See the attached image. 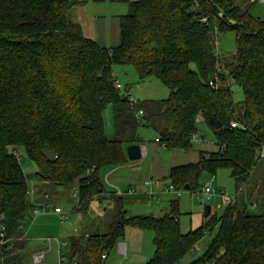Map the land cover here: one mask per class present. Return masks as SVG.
I'll list each match as a JSON object with an SVG mask.
<instances>
[{
	"label": "trees",
	"instance_id": "1",
	"mask_svg": "<svg viewBox=\"0 0 264 264\" xmlns=\"http://www.w3.org/2000/svg\"><path fill=\"white\" fill-rule=\"evenodd\" d=\"M85 1L0 0V228L8 240L0 246V264H28L26 220L40 213L14 154L19 149L43 186L75 189L77 212L87 213L96 197L115 205L106 233L70 237L65 264H102L127 227L154 232L155 251L146 264H179L214 229L204 253L189 264H264V206L254 212L249 199L236 195L219 215L182 233L178 201L159 217L131 216L123 196L107 195L101 175L128 162L125 149L141 143V127L154 130L165 149L190 150L201 119L219 149L172 167L170 183L193 192L203 173L228 169L236 191L248 185L264 145V19L248 8L256 3L138 0L120 17L119 44L101 48L68 17ZM226 32L235 42L229 61L216 49L217 34ZM114 65L133 66L139 81L157 79L168 97L131 104L116 88ZM233 85L242 91L239 101ZM46 150L55 152L53 161Z\"/></svg>",
	"mask_w": 264,
	"mask_h": 264
},
{
	"label": "rangeland",
	"instance_id": "2",
	"mask_svg": "<svg viewBox=\"0 0 264 264\" xmlns=\"http://www.w3.org/2000/svg\"><path fill=\"white\" fill-rule=\"evenodd\" d=\"M247 4V2H246ZM249 11L255 17L264 19V8L260 4H255L252 6H248ZM217 51L220 55L221 59L229 61L231 57H233L235 53V42H234V34L232 32L226 33H218L217 39ZM112 72L116 80L120 82L123 86V90L121 91L123 94H129L130 96L137 97L136 90L141 95L152 96L148 98H153L152 100H160L165 99L169 95L168 89L161 84L157 79L153 77H149L145 79V82H139L137 78L136 71L133 66L131 65H114L112 68ZM136 82V83H135ZM153 82L154 84H151ZM145 83V84H144ZM135 88V89H134ZM234 99L235 101H239L242 99V91L239 87L233 85L232 86ZM136 94V95H135ZM147 98V97H146ZM155 98V99H154ZM139 100H150V99H140ZM104 129L106 134L112 132V125H111V108L108 107L104 110ZM199 131H202V134L205 136H213L212 132L202 123H199ZM153 131L147 128L141 127L138 131L139 136L143 137L147 133H152ZM214 137V136H213ZM212 137V138H213ZM207 140V139H206ZM17 155L19 154V163L24 171L25 174H28L30 167H33V163L26 157L24 151L19 149L15 151ZM261 162V163H260ZM257 166V171L252 173L249 179L248 185L243 187V191L238 192L239 198L245 199L246 195L250 197L252 194L254 198V202H256V207L252 208L254 212L261 211L262 207L264 206V159L257 160L254 168ZM253 171V170H252ZM34 172V171H33ZM212 175L207 173H203L199 179V187L191 191H183L181 198L178 201L179 207V226L180 231L182 233H187L190 230H194L198 228V220L202 222H206L204 218V207L210 206L213 215L215 212L219 215L223 208L219 206V199L217 197H213L208 200L205 205L200 204L198 201L197 192L200 191L202 186L211 179ZM216 181L213 183V186L216 187L218 190H222L225 194L233 196L234 194V181L230 177V173L228 169H220L217 171L215 175ZM38 180L35 179L34 174L32 176H28V187L30 190L29 198L33 200L35 198L34 193V184H38ZM49 187L46 188L47 196L56 202H60L63 200H56L55 190L61 189L65 196H69L71 200L70 202L62 204V212H63V219L65 216L64 224L59 225L61 222V217L58 215L56 216L55 222V215L52 213L50 208L48 207V203H43L41 206L36 207L40 210L38 215H34L33 218H27L26 220V229L24 230L25 234L27 235L29 230L30 234L29 237L32 235H37L38 238H57L62 244L64 241L66 243L69 242L70 235L73 234L74 229L77 231L74 235L84 236L86 233L88 234H102L106 233L116 218V208L113 202L109 201V206L106 205V211H100L99 209L89 210L87 211L86 215L81 216L80 220H77V215L71 211L72 200L74 201V194L75 189L69 188L67 186H57L53 187L48 185ZM51 188V189H50ZM134 190H136L134 188ZM50 193V194H49ZM54 193V194H53ZM42 197V196H41ZM248 198V197H247ZM177 199V198H176ZM45 200V199H42ZM50 200V199H47ZM33 202V201H32ZM253 202V201H252ZM61 204V203H60ZM52 208V207H51ZM140 211V210H139ZM129 215L136 216V215H147V214H134L129 210ZM143 212V211H140ZM49 216L48 219L44 222L43 225L40 226L39 222L36 221L38 217L42 216ZM54 216V217H53ZM82 219V220H81ZM57 222H59L57 224ZM33 225H35L33 227ZM33 227V228H32ZM127 229V230H126ZM125 229L124 235L122 239H120L114 248L108 253L107 259L103 261L102 264H127V258L125 255L118 253V245L121 243H127L128 251H129V258L133 255L134 262L137 264H146L153 256L155 251L154 246V232L150 230H140L135 228L127 227ZM132 229V230H129ZM215 229L211 233L208 232L205 237L197 244L196 248L193 251H190L181 261L179 264H189L193 260L200 257L204 251L206 250L209 242L211 241L212 237L214 236ZM126 238L127 242L122 241ZM34 245V244H33ZM68 249L63 248L62 252L63 255L67 253ZM55 252L53 251L49 258V264H55Z\"/></svg>",
	"mask_w": 264,
	"mask_h": 264
},
{
	"label": "crops",
	"instance_id": "3",
	"mask_svg": "<svg viewBox=\"0 0 264 264\" xmlns=\"http://www.w3.org/2000/svg\"><path fill=\"white\" fill-rule=\"evenodd\" d=\"M136 1L138 0H86L82 4L76 7H72L68 11V17L71 21L77 23L80 26L82 34L86 39L94 41L101 48H113L119 44L120 40V17L125 16L129 11L130 3ZM151 84L154 83L151 82ZM136 94L137 97L135 98L137 100H139L138 97H140V99H153L148 98L152 96L141 95L137 90ZM147 129L152 130L151 128ZM152 131V133H147L143 137L139 136L141 139V143H139V145L142 147V158L139 161H128L127 163L117 167L105 168L101 173L107 195H110V193L115 194L116 190H120L125 193L122 196L125 198V209L127 210L128 214L130 213L129 210L131 212L133 211L132 213L134 214H147L155 217H159L168 213L170 211L171 202L180 201L179 199L182 196L181 195L179 198H177L174 194L164 191L166 185L170 183L168 176L171 168L175 166L196 163L200 159L202 153L216 152L219 149L213 136H205L204 134H202V131H200L197 134L198 141L193 144L190 150H168L165 149L162 144L156 141L157 134L154 132V130ZM35 171L36 168L33 165V167H30L29 172L26 175L32 176L33 174H35ZM255 171H257V166L253 169L252 173H254ZM150 179L156 180V184L151 187L145 186L143 182ZM45 188L46 187L43 186L40 182H38V184L35 183L33 194L36 195L32 201L37 206H41L45 202L48 203V207L55 215V217L53 216L55 218V222L56 216L58 217L59 215L61 217V223L59 225H62L64 224L63 220L67 218V216H65L63 219V212L61 208L62 204L70 202L69 200L71 199L69 196H65L61 189H57L55 190V199H63L58 203L52 200L50 196H47ZM134 188L136 189L134 194L126 193L127 190ZM234 189L235 191L233 195L235 196L238 195V192L243 191V187L239 189V191H236L235 187ZM152 192L154 194H150ZM252 198H254V196L251 194L250 197L246 195L245 199H249L251 207L255 208L257 205ZM109 201L111 200H100L99 197H96L91 202L88 211H96V209H99L100 211H106V205L109 206L110 204ZM76 207L77 197L74 194V201L72 200L71 211L77 215L76 219L80 220L81 216L86 215L87 213L82 214L77 212ZM139 210L143 212H140ZM212 213L213 211L211 209L209 215H211ZM215 214L217 213L215 212ZM48 217L49 216L45 215L42 217H38L34 223H36L37 221L39 222L40 220L39 224L41 226L48 219ZM204 218L207 219L208 217ZM58 223L59 222H57V224ZM203 224L204 222L198 220V228H200ZM34 226L35 225H33V227ZM30 231L31 230H29L27 235L24 234V259L28 262V264H34L32 257L40 253H43L45 256V260L41 264H49L48 258L53 251L56 253L55 264H58L60 251H62L63 248L68 249L69 242L66 243L64 241V243L62 244L57 238H38L37 235L32 234L29 237ZM75 233H77V231L74 229L72 235H74ZM72 235H70V237ZM122 241L127 242L125 237ZM118 253L119 255H125V257L127 258V264H137L134 262L133 255L129 258L127 243H121L120 245H118ZM62 256H66V253L63 255L62 252Z\"/></svg>",
	"mask_w": 264,
	"mask_h": 264
},
{
	"label": "built area",
	"instance_id": "4",
	"mask_svg": "<svg viewBox=\"0 0 264 264\" xmlns=\"http://www.w3.org/2000/svg\"><path fill=\"white\" fill-rule=\"evenodd\" d=\"M251 3H256V4H260L263 6L264 8V0H251ZM230 23L234 24V22L232 20H230ZM116 88L118 90H120V93L123 94L121 91L123 90V86L116 81ZM215 87V83L212 84ZM129 101L131 104H136L137 100L136 98L129 96L128 97ZM143 115V111L142 110H137L135 113V117L139 120L142 118ZM199 122H201V119L198 120ZM233 128L238 127L237 123H231L230 125ZM156 141H158V139H156ZM197 140V135H193L192 136V142L196 143ZM16 155L17 158H19V154L17 155V153H14ZM256 159L257 160H261L264 159V145H262L259 149V151L257 152L256 155ZM215 182V178L214 176L211 177V179L209 181H207L202 188L200 189L199 192H197V196H198V201L200 202V204L205 205V203L210 200L213 197H217L219 199V206L222 207L223 209L227 208L228 206H230L234 200H235V195L230 196L225 194L222 190H218L216 187L213 186V183ZM143 184L145 186L151 187L153 185L156 184V180L154 179H150V180H145L143 182ZM165 192H169L174 194L177 198H179L182 193H183V189L181 188H176L172 183H168L164 189ZM117 195H124L125 193H123L120 190H116L115 191ZM127 194H134L135 190L134 189H129L126 191ZM150 194H154L153 192ZM8 242V240L6 239V234H5V228L2 226L0 228V246L5 245ZM196 248V247H194ZM194 250V249H193ZM123 252V251H122ZM0 255H1V251H0ZM102 259H106V256L104 255L102 257ZM33 263L34 264H41L42 262H44L45 260V256L43 253L40 254H36L32 257ZM58 264H65V258L61 255V251H60V258L58 261ZM75 264V263H73Z\"/></svg>",
	"mask_w": 264,
	"mask_h": 264
},
{
	"label": "water",
	"instance_id": "5",
	"mask_svg": "<svg viewBox=\"0 0 264 264\" xmlns=\"http://www.w3.org/2000/svg\"><path fill=\"white\" fill-rule=\"evenodd\" d=\"M242 129V128H241ZM126 157L128 161L135 162L139 161L142 158V147L139 144H132L126 147L125 149ZM44 157L48 161H53L55 158V152L53 151H43ZM184 191H189V186L186 185L183 187ZM211 207L205 206L204 207V217H209Z\"/></svg>",
	"mask_w": 264,
	"mask_h": 264
}]
</instances>
